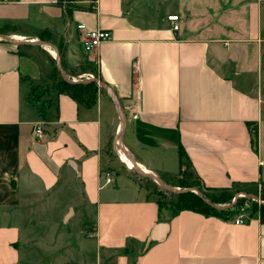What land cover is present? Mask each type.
<instances>
[{"label": "crops", "instance_id": "crops-1", "mask_svg": "<svg viewBox=\"0 0 264 264\" xmlns=\"http://www.w3.org/2000/svg\"><path fill=\"white\" fill-rule=\"evenodd\" d=\"M66 5L0 0V264H264L259 214L165 217L134 175L178 189L182 150L206 188L264 183V0ZM78 23L112 39L86 52ZM62 80L98 81L96 103ZM33 87L46 89L44 120Z\"/></svg>", "mask_w": 264, "mask_h": 264}, {"label": "trees", "instance_id": "trees-1", "mask_svg": "<svg viewBox=\"0 0 264 264\" xmlns=\"http://www.w3.org/2000/svg\"><path fill=\"white\" fill-rule=\"evenodd\" d=\"M77 1L79 0H59V2L62 4L66 3L67 4L66 6L68 8L70 7V9L71 7L75 8L72 4L76 3ZM89 10L91 11L93 10L92 6L89 8ZM59 88L61 92L67 93L71 98H73L79 104H82L87 107H91L92 105L96 103L97 94H98V85L95 81H88V82H83V83H72L69 81L62 80L59 84ZM32 92L33 91H31V96H32ZM30 102L32 105H34L36 104L37 101L35 98H32ZM49 108H50V105H47L45 110L41 112L36 107L41 119L43 120L45 119ZM251 131L253 133V143L257 144V141H258L257 127H252ZM185 158H186L185 154L181 150L180 151V166L182 169L183 178H185V175L188 174L186 171H184L183 168L184 167L188 168L189 166ZM191 174L189 175L190 177H191ZM181 181L182 179L180 180V182ZM182 187L188 188L189 190L181 191L178 193L176 197L177 199L171 205L173 207L172 216H176L178 213L185 211V210L197 212L207 217L216 216V217L225 218V217H228L229 214L231 213L230 209L225 207V206H230V205H224V204H231L233 200V196L228 194V189H211V188H206L203 185L202 190L197 193V192H194L192 189H190L191 187L189 186H184L183 184ZM217 192H220L221 195L218 196ZM237 203L234 206H236ZM158 204H159L160 210L162 211L161 204L159 202ZM255 212L256 213L253 214V216L256 214H259L260 220L264 222V204L261 205L260 209H256Z\"/></svg>", "mask_w": 264, "mask_h": 264}, {"label": "rangeland", "instance_id": "rangeland-1", "mask_svg": "<svg viewBox=\"0 0 264 264\" xmlns=\"http://www.w3.org/2000/svg\"><path fill=\"white\" fill-rule=\"evenodd\" d=\"M50 47V46H49ZM52 48V47H50ZM60 69V67H59ZM60 84V83H59ZM32 96H30V100L32 98L36 99V104H34L39 111H44L47 105H49L48 100L46 99V89L44 87H33L31 89ZM41 109V110H40ZM41 118V117H40ZM43 120V119H42ZM41 121V120H40ZM191 173L188 172L187 175H185V178L182 179V181L179 183L178 189H168L167 187H164L162 184H159L158 182H155L145 176L137 175L134 172V175L139 182V184L146 190H148V193L151 198L155 199L157 202H159L162 206V212L165 217H170L173 213V207L171 206L174 201L177 199V195L181 191H187L188 188L182 187L189 186L191 187L194 192H200L202 190V183L199 181V179L191 174V177L189 176ZM228 194L233 196V200L231 204H224V205H230L225 206L228 209H230L231 214L232 213H240L241 210H244L250 217L255 214L256 209H260L262 203L264 202V183L260 184L259 186H254L250 189H245L241 186H234L230 189H228ZM217 195L220 196L221 193L217 192ZM237 198V205L234 206V201ZM91 210V209H87ZM85 215H78L75 219L71 221V224L69 225V228L74 230V228H81L82 225V218ZM83 226V225H82ZM89 226H92L90 232H93V225L89 224ZM85 231H88V229L85 227ZM92 248L88 246L89 253L92 252Z\"/></svg>", "mask_w": 264, "mask_h": 264}, {"label": "built area", "instance_id": "built-area-1", "mask_svg": "<svg viewBox=\"0 0 264 264\" xmlns=\"http://www.w3.org/2000/svg\"><path fill=\"white\" fill-rule=\"evenodd\" d=\"M92 8L93 10H95L96 6L93 4ZM168 19L172 22H177L179 20V17L173 15V16L168 17ZM76 28L79 32V41L83 49L86 52H93L96 49H98L103 43L108 42L112 39V35L110 32L102 30L100 28L91 29L84 23H78L76 25ZM174 29L178 30L179 26L175 24ZM135 72L139 74L138 64L135 65ZM139 82H140V79L138 78V81H137L138 86H139ZM32 133H33V136L37 139L44 138L45 131L43 128V122L38 121V122L33 123ZM113 182H114L113 176L111 175V173H107L105 185H110ZM249 220H250V216L244 210H241L240 213L238 214V217L235 223L244 224Z\"/></svg>", "mask_w": 264, "mask_h": 264}, {"label": "water", "instance_id": "water-1", "mask_svg": "<svg viewBox=\"0 0 264 264\" xmlns=\"http://www.w3.org/2000/svg\"><path fill=\"white\" fill-rule=\"evenodd\" d=\"M1 38H4L3 35H0ZM90 81V80H89ZM93 81V80H92ZM88 82V81H86ZM98 82V81H96ZM100 85H103L102 83H99ZM164 187H166L165 185H163ZM168 188V187H167ZM168 189H171V188H168ZM237 201V198L235 199L234 201V204L236 203ZM262 204H264V202H261ZM165 224H159L156 226V228L153 230V232L151 233V235L148 237V240H147V246H149L152 242H158L161 240V237L159 235V229Z\"/></svg>", "mask_w": 264, "mask_h": 264}, {"label": "bare ground", "instance_id": "bare-ground-1", "mask_svg": "<svg viewBox=\"0 0 264 264\" xmlns=\"http://www.w3.org/2000/svg\"><path fill=\"white\" fill-rule=\"evenodd\" d=\"M131 169H132V170H135V168H134V167H132V166H131Z\"/></svg>", "mask_w": 264, "mask_h": 264}]
</instances>
